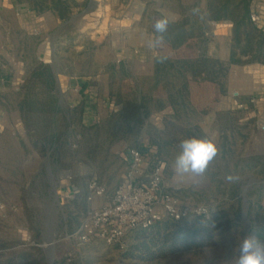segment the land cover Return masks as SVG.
Instances as JSON below:
<instances>
[{"label": "rangeland", "instance_id": "rangeland-1", "mask_svg": "<svg viewBox=\"0 0 264 264\" xmlns=\"http://www.w3.org/2000/svg\"><path fill=\"white\" fill-rule=\"evenodd\" d=\"M56 1L0 0V264H49L50 253L53 264H235L240 238L264 243L255 234L264 217V102L254 93L264 73L243 56L244 35L237 45L232 34L237 61H222L224 70L203 80L193 72L201 48L223 50L227 40L183 49L148 43L167 9L196 24L200 1L67 0V18ZM162 56L184 75L158 66ZM40 64L52 67L51 88L33 76ZM191 137L218 146L202 177L173 171ZM131 149L146 173L161 166L162 190L179 208L208 215L162 219L115 243L81 242L73 234L107 202L87 199L88 182L109 193L123 184ZM229 174L239 181L227 183Z\"/></svg>", "mask_w": 264, "mask_h": 264}, {"label": "built area", "instance_id": "built-area-1", "mask_svg": "<svg viewBox=\"0 0 264 264\" xmlns=\"http://www.w3.org/2000/svg\"><path fill=\"white\" fill-rule=\"evenodd\" d=\"M250 20L258 27L264 25V14L254 11ZM130 166L127 180L112 192L96 180L87 185V199L95 201L107 198L99 208L91 209L73 237L87 242L99 237L108 243H115L135 229L150 228L162 219L182 221L190 216L208 215L206 208L181 209L176 199L162 190V168L155 166L150 173L144 170L142 154L130 150Z\"/></svg>", "mask_w": 264, "mask_h": 264}, {"label": "trees", "instance_id": "trees-1", "mask_svg": "<svg viewBox=\"0 0 264 264\" xmlns=\"http://www.w3.org/2000/svg\"><path fill=\"white\" fill-rule=\"evenodd\" d=\"M246 7H248V0H217L212 2V7L209 10V15L212 18L218 17H228L234 21V30H233V37L234 40L237 42V45L241 43V37L244 35L246 40V45L242 48V53L245 54L247 51V47L250 48L249 51L252 50L253 47L256 46L257 52H259L262 47L264 46V31L258 28L253 22H251L248 18V12H246ZM55 8L60 14L61 18H67L70 15V9L67 5V0H57L55 2ZM242 8L243 15L241 17H235L233 11ZM233 11H232V10ZM195 32H188L185 30L183 24H171L169 23L168 30L164 33V39L173 45L179 46L180 44L184 43L188 38L195 36ZM157 35H159L157 33ZM247 46V47H246ZM235 54L232 53V58L230 62H236V58H234ZM259 55L254 56V59H259ZM176 60L171 59L169 57H158L156 62L159 63L158 66H162L166 69H172L174 74L180 76L184 73L178 67L175 62ZM224 63L220 60L207 58V57H200L197 59V62L193 66V72L196 75H199L200 78L203 80H209L214 78V74L216 71H223ZM218 66L219 68H216ZM169 71V70H168ZM173 74V75H174ZM213 75V76H212ZM34 77L39 78L43 77V82H45L46 86L51 88L54 85L55 78L54 73L52 72V67L49 64H40L37 69H35ZM211 76V78H210ZM183 77V76H182ZM185 77V76H184ZM185 79V78H184ZM212 80V79H211ZM187 82L183 83L181 89L177 90L178 96H183L187 89ZM171 102L174 101V95L168 93ZM145 100V98H143ZM159 107H163V102H158ZM137 116H138V111ZM260 238L264 240V217L259 220L258 229L255 231Z\"/></svg>", "mask_w": 264, "mask_h": 264}, {"label": "crops", "instance_id": "crops-1", "mask_svg": "<svg viewBox=\"0 0 264 264\" xmlns=\"http://www.w3.org/2000/svg\"><path fill=\"white\" fill-rule=\"evenodd\" d=\"M179 1H184V0H179ZM200 3V14L199 12H196V16L199 18H197L196 20V24H193V16L188 14V13H184V12H176V11H171L169 9H167V13H162L164 17H168L170 20L171 24H183L184 28L186 31L188 32H196L197 34L195 36H192L190 38H188L184 43L180 44L179 47L180 48H187L188 46L190 47L191 45L195 44L197 47L198 46L201 47L200 42L202 43L203 40L209 39V40H227L228 43L226 44V47L222 50V49H217L214 48L212 50V52L209 51V48L206 47L204 48V46L201 48L204 51L198 50V52H200V54L198 55L197 59L200 57H207V58H213V59H217L220 61H230V59L232 58V50H231V41H232V34H233V30H234V21L228 17H218V18H212L209 15V10L212 7V2L210 0H197V5ZM264 0H248V7H246V12H248V18L250 17V14L252 12H254L256 9L261 11L264 14ZM259 7L263 10H260ZM198 8V7H197ZM199 11V10H197ZM141 14L143 12V10L140 11ZM250 20V18H249ZM251 21V20H250ZM252 22V21H251ZM256 25V24H255ZM257 26V25H256ZM258 27V26H257ZM260 29H262L264 31V25L263 27H258ZM212 30L214 32V35H212ZM220 30H225V32H221V33H217V31ZM145 31V30H144ZM142 31V32H144ZM154 37L157 36L155 33V31H152ZM145 33V32H144ZM170 45H173L170 43ZM144 46L145 45V41H144ZM177 45H173L171 46L174 47ZM258 54H260V59H255V60H251L249 63L252 66L256 67H260L259 69H261V72L264 73V46L262 47V49L257 52V51H249L246 52L243 56L245 58H254V56H257ZM153 57H155V53L152 55ZM258 76H256V79L262 76V74H257ZM262 80V79H261ZM257 91V93H256ZM254 93H256L257 97L256 99H258V102H264V83H262L260 85L259 89H254ZM254 95V94H253ZM240 106V105H239Z\"/></svg>", "mask_w": 264, "mask_h": 264}, {"label": "clouds", "instance_id": "clouds-1", "mask_svg": "<svg viewBox=\"0 0 264 264\" xmlns=\"http://www.w3.org/2000/svg\"><path fill=\"white\" fill-rule=\"evenodd\" d=\"M170 20L163 17L154 24V31L159 35L149 38L150 47L163 43L164 33L167 32ZM181 151L173 163V171L177 176L202 177L211 161L218 153L216 142L207 137H191L180 144ZM229 184L239 181V176L229 174L225 177ZM235 264H264V243L253 236H244L238 240L234 249Z\"/></svg>", "mask_w": 264, "mask_h": 264}, {"label": "water", "instance_id": "water-1", "mask_svg": "<svg viewBox=\"0 0 264 264\" xmlns=\"http://www.w3.org/2000/svg\"><path fill=\"white\" fill-rule=\"evenodd\" d=\"M246 190H247V187H246L245 190H244V195H245ZM245 214H246V212H245ZM246 222H248L247 217H246ZM50 244H52V243H49V245H50ZM49 256H50V262H49V264H53V258H52L53 255H52V253H50Z\"/></svg>", "mask_w": 264, "mask_h": 264}, {"label": "bare ground", "instance_id": "bare-ground-1", "mask_svg": "<svg viewBox=\"0 0 264 264\" xmlns=\"http://www.w3.org/2000/svg\"><path fill=\"white\" fill-rule=\"evenodd\" d=\"M49 247H51V245H49Z\"/></svg>", "mask_w": 264, "mask_h": 264}]
</instances>
